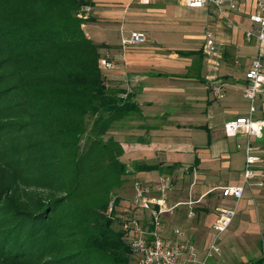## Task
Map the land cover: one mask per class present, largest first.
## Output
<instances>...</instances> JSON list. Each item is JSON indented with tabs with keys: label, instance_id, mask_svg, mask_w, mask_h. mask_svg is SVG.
Here are the masks:
<instances>
[{
	"label": "trees",
	"instance_id": "trees-1",
	"mask_svg": "<svg viewBox=\"0 0 264 264\" xmlns=\"http://www.w3.org/2000/svg\"><path fill=\"white\" fill-rule=\"evenodd\" d=\"M90 4L0 0V193L21 183L64 195L28 200L32 209L6 203L0 264H136L114 226L115 216L123 220L119 200L112 217L107 210L128 174L159 166L132 162L130 173L122 159L129 147L116 137L150 145L161 125L147 124L135 96L107 84L105 46L78 16Z\"/></svg>",
	"mask_w": 264,
	"mask_h": 264
},
{
	"label": "crops",
	"instance_id": "crops-1",
	"mask_svg": "<svg viewBox=\"0 0 264 264\" xmlns=\"http://www.w3.org/2000/svg\"><path fill=\"white\" fill-rule=\"evenodd\" d=\"M89 1L91 11L83 29L94 43L105 46L101 52L108 51L117 66L108 74L107 84L123 95H134L150 126H157L153 120L161 116L176 121L172 114L185 107L181 112L184 121L178 120L184 126H157L150 132V145L125 143L139 151L136 162L159 166L137 174L146 182L153 185L163 174L174 175L168 201L171 210L163 215L162 233L172 239L174 229H183L196 244L201 262L214 236L218 209L235 205L232 199L222 197L219 188L241 185L247 142L244 135H226L223 126L230 119L218 123L220 115L205 87V36L212 32L223 46L219 76L225 84V110H235L231 119L248 117L250 101L243 90L258 44L245 32L254 26L250 16L256 13L259 0H237V10L224 16L212 6L189 8L186 0ZM131 32L144 33L149 41L124 48L122 37ZM255 106L252 117L264 119L262 92ZM171 129L193 131L192 144L176 142L173 135L177 134ZM194 131L201 133L196 137ZM203 134L205 142L198 140ZM252 142L264 147V135ZM176 152H183L188 161L182 164L172 159L169 154ZM183 166L191 168L190 174L183 173ZM153 172L159 173L156 181L149 179ZM191 212L193 218H189ZM221 246L222 253L208 264H264V185L260 182L253 181L246 188L236 218L221 237Z\"/></svg>",
	"mask_w": 264,
	"mask_h": 264
},
{
	"label": "built area",
	"instance_id": "built-area-1",
	"mask_svg": "<svg viewBox=\"0 0 264 264\" xmlns=\"http://www.w3.org/2000/svg\"><path fill=\"white\" fill-rule=\"evenodd\" d=\"M185 4L189 8L212 6L223 16L238 8L237 0H186ZM90 11V6L83 7L78 15L79 18L86 20ZM250 19L254 26L246 30V37L249 40L255 38L258 44V55L246 73L248 84L243 90L245 97L250 101V115L228 120L223 126L227 136L244 135L247 137L244 146L245 166L241 185L219 188L222 197L232 199L235 205L218 209V215L213 224L212 242L206 250L204 260L200 262L197 259L196 244L188 238L183 229H174L172 239L165 238L162 233L163 215L171 210L168 201L175 184L174 175L163 174L153 185L144 180H136L132 201L135 212L121 222L124 237L136 256V264H208L211 258L222 253L221 237L229 230L236 218L237 205L242 200L246 188L250 187L253 181L264 185V147L252 142L253 138L260 139L264 135V119L252 117L257 110L255 101L258 94L262 92L264 95V0H259L257 11L250 16ZM148 41L146 34L131 32L122 37L121 43L126 48L145 44ZM203 53L208 67L205 87L213 100L220 101L225 97V84L219 76L223 46L215 40L210 31L205 36ZM100 67L105 77L117 68L108 51L103 52ZM182 169L184 174L191 172L189 166H183ZM113 212L114 201L109 205L108 216L112 217ZM189 218H193L192 212L189 213Z\"/></svg>",
	"mask_w": 264,
	"mask_h": 264
},
{
	"label": "rangeland",
	"instance_id": "rangeland-1",
	"mask_svg": "<svg viewBox=\"0 0 264 264\" xmlns=\"http://www.w3.org/2000/svg\"><path fill=\"white\" fill-rule=\"evenodd\" d=\"M106 78L109 79L108 75L106 76ZM208 94H209V92H208ZM212 104L214 105V107L217 108L218 113L220 115V119H218L219 120L218 123H221L223 120L224 121L227 119L231 120V118H233L230 116V114L231 115L234 114L235 110L231 109L232 111L231 110L226 111L225 109H227V107H226V101L224 99L220 100V101L213 100ZM184 109H185V107H181L180 109H176L177 112L175 111L174 114H172L171 117H174L175 120L177 119L176 121H169L168 120L165 123L166 119L164 121H161L162 118L158 117L157 119H159V120H153V122L156 121V123H159L160 125H166V126H171V127L172 126L175 127L176 125H178V128L180 126H184L183 123H181V121H178L179 119L184 121V119H185V117H183L184 113H181V112H183ZM186 117H189V116H186ZM153 118H155V117H152V119ZM172 132L179 135V136L173 135V137L177 138L176 142L187 144V145L192 144V142H193V131L190 132V131H185L184 129H173ZM194 133L197 137L198 134H200L201 132L194 131ZM203 135H204V138L200 137L198 140H202L205 142L206 141L205 134H203ZM116 138L118 140L124 142V143L126 142L125 141L126 139L121 137V136H117ZM173 140H175V139H173ZM128 142L131 145L135 144L134 140H130ZM0 143H1V140H0ZM2 146L3 145L0 144V150H2ZM127 150H129V152H125L122 159L127 163L128 170L131 173L134 171V168H133L134 165L132 164V162H136L135 157H136V154L139 153V151L132 149V148H130V149L128 148ZM169 155L172 159H174L175 161H179L182 164L186 163V161H188L187 156L184 155L183 152H176L174 154H169ZM8 162L11 164V159H9ZM1 170H5V168H3L0 165V171ZM10 174H11V172L9 171V176H10ZM137 174L139 175L140 172L136 173V171H135L133 174H128L126 176V181L119 188L112 190L113 194L111 195V202L115 201V199L119 200L118 201L119 204L117 207V213L120 214L122 219L125 218V215H130V214H133L135 212V207L132 203L133 195H134V183L136 180H144V179L140 178L139 176H137ZM158 175H159L158 172H153V174H150L149 179L156 181L155 179L158 177ZM156 182H154V184ZM53 196L64 197V195H60L59 192L57 193V192L49 191L45 188L26 187V186H22L21 183H15V188L10 187L8 191L0 193V212L2 213L7 208L6 203L9 200L18 199L19 205L22 208L32 209L33 208L32 205H24L26 202L28 203V200H31L33 202L34 198H35V200L38 198L41 200H45L46 198L53 197ZM37 211H38V209L35 210V212H37ZM118 218H119V215L115 216L114 226H115V228H117V230L122 231V223L119 221ZM124 239L126 240L125 237H124Z\"/></svg>",
	"mask_w": 264,
	"mask_h": 264
}]
</instances>
